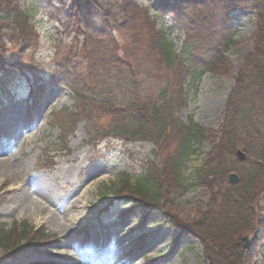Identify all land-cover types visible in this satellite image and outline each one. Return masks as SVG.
Here are the masks:
<instances>
[{"label": "rangeland", "instance_id": "obj_1", "mask_svg": "<svg viewBox=\"0 0 264 264\" xmlns=\"http://www.w3.org/2000/svg\"><path fill=\"white\" fill-rule=\"evenodd\" d=\"M177 5L178 0H0V163L12 166L5 176L7 184L0 190V228L10 230L18 224L28 231L21 235L26 239L23 245L16 240L19 234L10 237L14 251L0 246V264H98L110 260L106 256L113 264H202V245L191 229L209 203V191L199 185L197 171L212 144H217L216 134L235 79L253 52L257 14L246 9L229 14L233 39L224 62L201 77L183 111L171 104L183 121L191 118L215 139L203 144L187 165L183 175L190 187L178 193L167 168L175 149L174 133L158 145L156 135L150 137L151 142L125 139L116 132L134 118L136 107L151 109L161 82L178 79L177 72L166 77L160 73L158 83L147 68L154 70L156 63L144 61L138 53L133 61L137 66L143 64L139 88L127 80L129 55L145 48L154 18L155 29L167 31L180 51L191 30L186 23L179 25L181 19L173 14ZM125 11L130 21L115 29L105 25L111 22L108 13L120 23ZM82 16L98 17L108 31L104 37L92 35L93 46L85 43L90 33ZM111 55L118 63H110L109 69L104 64ZM88 57L95 71L92 78L87 76L85 61L72 66L75 58ZM98 84L105 88L98 90ZM169 94L172 100L180 97L176 91ZM103 96L111 105L103 107L98 100ZM10 117L20 120L17 124L2 120ZM15 125L23 127L17 135L5 132ZM247 159L240 164L241 174L232 173L238 184L241 180L252 184L247 174L255 179L251 188L257 192L261 213L259 226L241 236L240 242L244 264H264V163L263 168L258 161L244 164ZM143 175L162 184L161 204L132 201L137 197L126 184L121 186L125 176L133 185V179ZM13 187L29 188L32 198V188L47 187L52 198L49 209L55 213L70 211L68 204L74 203L76 209L69 212L74 226L61 232L47 228L40 217L15 213L11 197L4 194ZM245 237L249 238L247 246L242 241ZM92 239L98 244L80 260L72 247ZM119 247L125 250L120 252Z\"/></svg>", "mask_w": 264, "mask_h": 264}, {"label": "trees", "instance_id": "obj_2", "mask_svg": "<svg viewBox=\"0 0 264 264\" xmlns=\"http://www.w3.org/2000/svg\"><path fill=\"white\" fill-rule=\"evenodd\" d=\"M177 6L173 14L181 19L179 25L186 23V27L191 30V33H187L180 51L175 49L167 31L155 29L156 18H154V22H150V27L147 29L145 48L141 52L135 49L129 55L130 68L128 67L127 80L135 89L139 88L138 82L142 79L139 74L143 64L140 62L141 65L137 66L133 61L138 53L144 57V61L152 59L156 63L154 70L148 66L147 68L152 71L158 83L160 73L166 77L165 74L171 75L177 72L178 79L176 82L172 78L171 80L167 78L165 82L160 81L163 86L159 90L157 102L151 104V109L147 111L148 106L145 105L136 107L134 118L119 126L116 132L119 137L125 139L145 138L151 142L153 140L150 137L156 135L159 139L158 145H163L174 133L176 144L168 157L170 160L167 168L170 171V181L175 192L178 193L185 192L190 187V183L183 175L187 165L197 157L203 144L217 140V144H212L211 150L206 155V162L197 171L196 180H199V185H203L209 191V203L205 211L199 213L191 230L202 245V264H244L245 254L240 237L253 233L255 227L259 226L261 211L257 192L251 188L255 179L251 180L247 174L245 177L252 184L243 183L241 180L237 186H232L229 184L228 176L231 172L241 174V165L233 156L240 148L248 158L244 164L250 163L251 160L258 161L263 168L264 0H178ZM245 9L257 14L254 48L244 61L242 70L237 74L233 92L227 101L222 127L216 134L217 138L213 139L208 129L194 123L191 118L183 121L173 112L171 104H174L179 112L183 111L187 106L189 95L197 89L201 77L206 72H215V69L224 62L225 53L230 49L233 39L230 36L232 29L229 26V14ZM108 16L111 22H105V25L108 24L107 27L112 29H115L117 24L130 21L126 11L121 13L123 17L120 23L113 13H108ZM83 18L86 19L85 28L90 33V36L84 39L85 43L93 46L92 35L104 37L108 31L103 28L98 17ZM124 57H128L126 53ZM79 61L87 63V76L92 78L95 72L90 65L92 59L75 58L72 66ZM116 62L118 63L117 57L111 55L104 65L110 69L112 67L110 63ZM77 74H73L72 77ZM63 83L64 87H69L68 82ZM97 86H99L98 90L105 88L103 84ZM175 91L180 97L172 100L169 98V93ZM98 100L103 107L111 105L109 98L105 96L99 97ZM163 165L166 166V162ZM133 181L134 184L130 185L127 176L120 181L121 186L126 184L129 192L137 197V199L133 197L132 201L147 202L154 206L161 204L163 198L161 183L158 180L146 179L143 175L134 178ZM131 194L128 198L132 196ZM23 232L27 233V228H22L18 224L10 230L3 231L0 228V246L14 251L15 244L14 241L10 242V237L19 234L16 240L20 244L25 243L26 239L21 236Z\"/></svg>", "mask_w": 264, "mask_h": 264}, {"label": "bare ground", "instance_id": "obj_3", "mask_svg": "<svg viewBox=\"0 0 264 264\" xmlns=\"http://www.w3.org/2000/svg\"><path fill=\"white\" fill-rule=\"evenodd\" d=\"M17 113H14L13 116H16ZM20 118V117H19ZM6 121H10L11 123L17 124V122L20 119H15L11 120V117L9 119H2ZM19 125V124H18ZM10 128V129H9ZM7 128L5 132H9L10 136L12 135L11 133H19L20 129L23 127L22 126H11ZM4 131V130H3ZM3 135V134H2ZM1 151V150H0ZM12 168L11 165L3 164L0 163V179L4 178L1 185H0V190H2V187H4L7 184V179L5 176L9 172V170ZM30 189L29 188H14L10 190H4V194L8 196L11 201L10 204L12 203L13 210L15 213H18L19 215L25 217L28 216L29 218H37L40 217L38 220L40 222L46 221L47 228H52L54 230H59L61 232H67L70 227L74 226V220L70 218L69 212L71 210L76 209L74 203L68 204V208L70 211L67 212L66 209H61L58 210L57 213L49 209L50 204L52 202V198L50 197L49 189L42 188L39 190H34L33 188L31 189L32 194L34 195V198L30 196L31 193H29ZM93 244H98V241H95L94 239L89 240L85 245L81 244V246H73L72 249H74L76 252L78 251L79 254V259L82 260L84 258V253L87 251H92V245ZM122 247V246H120ZM120 252H122L123 248H120ZM69 254V253H67ZM108 259L111 260L110 257L106 256ZM110 260H103L101 263L98 264H113V261ZM68 262V260H67Z\"/></svg>", "mask_w": 264, "mask_h": 264}, {"label": "water", "instance_id": "obj_4", "mask_svg": "<svg viewBox=\"0 0 264 264\" xmlns=\"http://www.w3.org/2000/svg\"><path fill=\"white\" fill-rule=\"evenodd\" d=\"M235 156L237 157V160L239 163L244 162L246 160V156L244 155V153L241 150L237 151L235 153ZM229 178H230L229 181H230L231 185H237L238 184L239 181H238V178L235 174H230ZM242 241H243V243H246V246L249 244L248 243L249 242L248 237H245Z\"/></svg>", "mask_w": 264, "mask_h": 264}]
</instances>
